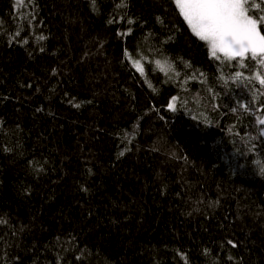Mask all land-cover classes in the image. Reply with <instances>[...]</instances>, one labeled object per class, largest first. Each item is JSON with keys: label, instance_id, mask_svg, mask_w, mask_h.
I'll return each instance as SVG.
<instances>
[{"label": "trees", "instance_id": "obj_1", "mask_svg": "<svg viewBox=\"0 0 264 264\" xmlns=\"http://www.w3.org/2000/svg\"><path fill=\"white\" fill-rule=\"evenodd\" d=\"M218 56L176 0H0V264H264V65Z\"/></svg>", "mask_w": 264, "mask_h": 264}, {"label": "snow or ice", "instance_id": "obj_2", "mask_svg": "<svg viewBox=\"0 0 264 264\" xmlns=\"http://www.w3.org/2000/svg\"><path fill=\"white\" fill-rule=\"evenodd\" d=\"M177 3L192 32L211 46L213 57L219 59L217 54L223 53L228 60L239 58L243 66L244 59L250 55L264 65V34L260 30L264 25V0H177ZM17 4L22 6L24 0H17ZM16 35L19 36V32ZM37 39L43 40L45 37L41 35ZM133 65L143 74L139 60H133ZM241 75L236 74L237 78ZM257 78L264 85V77ZM75 107H79V104ZM169 108L175 111V98ZM260 122L264 124V120Z\"/></svg>", "mask_w": 264, "mask_h": 264}, {"label": "rangeland", "instance_id": "obj_3", "mask_svg": "<svg viewBox=\"0 0 264 264\" xmlns=\"http://www.w3.org/2000/svg\"><path fill=\"white\" fill-rule=\"evenodd\" d=\"M176 2H177V0H176ZM178 4V3H177ZM209 45V44H208ZM209 48H210V50H211V46L209 45ZM218 54H221V55H223V53H218ZM217 54V55H218ZM263 129H264V127H263ZM263 132H264V130H263Z\"/></svg>", "mask_w": 264, "mask_h": 264}]
</instances>
